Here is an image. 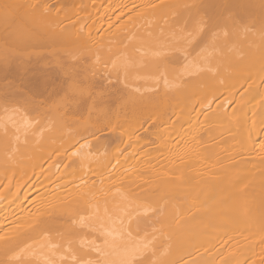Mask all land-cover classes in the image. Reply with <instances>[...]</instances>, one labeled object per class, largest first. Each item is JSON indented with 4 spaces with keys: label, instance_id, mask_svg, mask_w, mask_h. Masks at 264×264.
I'll list each match as a JSON object with an SVG mask.
<instances>
[{
    "label": "bare ground",
    "instance_id": "obj_1",
    "mask_svg": "<svg viewBox=\"0 0 264 264\" xmlns=\"http://www.w3.org/2000/svg\"><path fill=\"white\" fill-rule=\"evenodd\" d=\"M0 264H264V0H0Z\"/></svg>",
    "mask_w": 264,
    "mask_h": 264
}]
</instances>
